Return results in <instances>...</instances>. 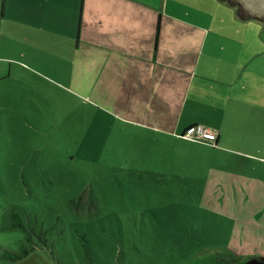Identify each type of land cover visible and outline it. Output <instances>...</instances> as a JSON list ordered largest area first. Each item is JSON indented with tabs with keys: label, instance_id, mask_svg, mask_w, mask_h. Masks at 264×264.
<instances>
[{
	"label": "rangeland",
	"instance_id": "rangeland-1",
	"mask_svg": "<svg viewBox=\"0 0 264 264\" xmlns=\"http://www.w3.org/2000/svg\"><path fill=\"white\" fill-rule=\"evenodd\" d=\"M219 1L187 0L190 60L203 53L202 63L238 66L240 84L247 79L252 91L239 96L245 111L234 133L211 149L156 138L126 123L108 101L78 86L71 75L76 70H68V79L38 59L35 69L16 64L13 56L22 54L3 46L1 32L0 264H213L220 256L242 264L264 258L263 220L259 235H250L253 219L241 220V213L226 218L223 207L231 189L264 184V21L233 22L236 9ZM238 1L264 16V0ZM201 28L203 42L197 39ZM215 151L218 169L237 179L204 197L206 175L197 163ZM22 245L31 249L25 257L5 255Z\"/></svg>",
	"mask_w": 264,
	"mask_h": 264
},
{
	"label": "crops",
	"instance_id": "crops-1",
	"mask_svg": "<svg viewBox=\"0 0 264 264\" xmlns=\"http://www.w3.org/2000/svg\"><path fill=\"white\" fill-rule=\"evenodd\" d=\"M189 14L187 0H0V35L6 39L3 46L22 54L13 56L16 64L22 60L35 69L38 59L68 79V70H76L71 75L78 86L108 101L109 109H118L126 123L151 130L156 138L180 140L186 147L188 141L217 148L226 135L234 133L239 111H245L240 94L252 90L247 79L240 84L238 66L202 63L203 53L200 59L190 60ZM229 16L233 22H242L236 12ZM203 36L201 28L199 42ZM12 74L11 66L7 78ZM33 102L32 109L41 116ZM194 124L216 132V141L183 136ZM208 155L209 159L197 163L199 173L206 175L201 177L204 197L220 190L223 181L237 179L218 169L216 151ZM247 187L241 192L231 189L223 207L226 218L241 213V220L253 219L248 234L259 235L257 222L263 220L264 226V184ZM254 234L251 237L259 239Z\"/></svg>",
	"mask_w": 264,
	"mask_h": 264
},
{
	"label": "trees",
	"instance_id": "trees-1",
	"mask_svg": "<svg viewBox=\"0 0 264 264\" xmlns=\"http://www.w3.org/2000/svg\"><path fill=\"white\" fill-rule=\"evenodd\" d=\"M221 1H224L228 5L233 6L236 9V13L238 17L242 20L260 19L264 21V16H260V15H257L251 12V10L248 9V6L241 1H238V0H221ZM158 37L159 36L157 35V40H158ZM15 214L18 216L20 220L21 218L19 214L18 213H15ZM13 225L22 226V222H19V223L15 222ZM30 250H31L30 248L22 245V249L20 251L8 250L5 255L12 260H18L28 255ZM235 263H236V258L234 257L227 258L225 256H220L217 261L216 260L214 261L213 264H235ZM242 264H249V263L247 262V263H242Z\"/></svg>",
	"mask_w": 264,
	"mask_h": 264
},
{
	"label": "built area",
	"instance_id": "built-area-1",
	"mask_svg": "<svg viewBox=\"0 0 264 264\" xmlns=\"http://www.w3.org/2000/svg\"><path fill=\"white\" fill-rule=\"evenodd\" d=\"M183 136L188 137L189 139H205L212 142H215L217 139V133L213 130L205 127L201 124H196L187 129Z\"/></svg>",
	"mask_w": 264,
	"mask_h": 264
},
{
	"label": "water",
	"instance_id": "water-1",
	"mask_svg": "<svg viewBox=\"0 0 264 264\" xmlns=\"http://www.w3.org/2000/svg\"><path fill=\"white\" fill-rule=\"evenodd\" d=\"M249 264H264V258H255L248 262Z\"/></svg>",
	"mask_w": 264,
	"mask_h": 264
}]
</instances>
